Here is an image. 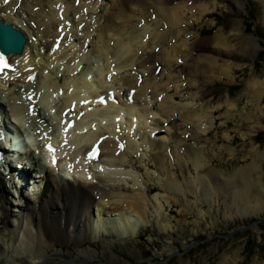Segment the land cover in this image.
<instances>
[{
    "label": "bare ground",
    "instance_id": "bare-ground-1",
    "mask_svg": "<svg viewBox=\"0 0 264 264\" xmlns=\"http://www.w3.org/2000/svg\"><path fill=\"white\" fill-rule=\"evenodd\" d=\"M17 1H19V5L17 7H19V9L25 11L26 13L28 11L29 14L27 16L30 17L31 11L36 8L31 7L34 0H15L14 3L12 2V9L14 4L16 5ZM192 1L195 2L196 0ZM226 1H229L233 13L236 14L237 11H240L241 4L239 2H236L235 0ZM59 2L60 0H50L48 2L47 6L50 10L49 14L51 12V15H49L50 22L45 21L48 24L46 28H42V30H40L41 27H39V25L36 28H32L30 26V21H35V19L33 18L35 17V15H33V17L29 18L28 20L26 18L27 33H25L23 27L22 30L24 32L20 30L23 34H25V37L27 39L24 50L20 55H9L14 63L15 70L13 69L12 71L5 72V77L0 78V96L3 94L5 95L9 91L13 97L15 96L11 102V109L18 121H21V119L24 118L23 114L28 110V108L31 109L32 113L36 112V103H34L33 100H29V97L32 96L33 93H35L33 98L34 100L38 98V100H40L43 105H50L53 100L52 94L54 92V94H56L59 89H65L67 92L66 96L63 98V103L58 110L60 113L58 119H60L59 122L57 121L58 125L55 129L56 133L54 135H49L42 129V127H37V129L39 130V135L41 136L39 153H41L42 155V161H36L41 169L40 171H35V174L39 175L42 172L44 173V175H40L39 177H37L34 173L31 172L32 179L27 185L36 184V180L38 178V182H43L44 186L42 190L39 191V187L35 186L37 189H33L30 195H25V192L22 191L21 198L17 199L11 195L12 191H14L15 189V185L11 184L9 181L3 179V177L0 176V249L3 251V253L6 254L11 252L14 253V250H16V253L18 252L11 257L7 256L0 259V263H10L12 261H15L18 264H50V259L48 258L49 256L45 251L41 249L42 247H40L42 245L39 239L45 238L49 241L66 240L67 244V239L70 236H74L73 234L79 233L80 235H85L86 229L85 227H81V225H86V223L89 222L90 217L88 213L92 212L93 205L98 208V213L103 216H108L109 213L112 212H119L122 214L124 213L123 210H126L125 212H129L131 214L135 213L140 217L143 216L145 207L146 205H148L145 203V201H147L146 194L148 192L155 191V189L148 186L145 188L143 187L142 190L133 187L131 189L133 193L130 195H126L124 184L119 182L120 178L122 179V176L125 175L123 168L126 162L124 160V157L126 155L124 156V154L127 153V150L130 147H132V150L135 148L136 150H139L138 148L141 145L135 143L138 137H141L143 141L147 139L150 144H164L165 139L167 140V138H156V136L154 137V135H156L158 131H164L165 133L168 132V134L170 133L171 130H164L161 124L163 123L164 119L168 120V122H171L173 111H177L182 122H186L187 124H194V122H199L201 118L204 119L206 115L209 117L208 114H212V111L207 112L202 105V103L206 101L205 98L208 97L209 93H212V91L210 89H205L202 83L198 84L197 79L200 78V75L197 74L200 73V71H202V74L210 71L211 77L212 73L217 70H219L221 74H226L227 71L228 73L231 72L234 67L225 69L223 66H221V64L219 65L218 59L216 57L211 56L201 57L196 61V63H194L193 51H195V48L200 47L202 49H205L204 47H206L209 49H213L215 53H222L230 57L231 54V56H234L235 54H233V51L230 49L234 50L239 44L242 45L243 49L246 50L248 48L255 49L254 47H256V45L254 44L256 40H254L252 37H240V33L242 32V30H240V26L242 24L240 21H232V23L229 25L231 27V30L226 31L225 29H221L212 37V40L205 41L206 44L204 46L198 44V41L193 43L187 41V37L190 34H194L193 32H190L192 21H198L202 18V16L209 17L213 13L212 7L208 6L207 4L200 3L195 5L194 3H190L188 7L187 0H179V2L175 5H169V3H171L170 0H118L111 7V12H108L103 25H97V29H95L93 34L92 32L88 31V33L81 34V37L79 39H75L78 42L82 40L81 45L78 44V46L77 44H74L71 46L72 42H70V38L75 36L73 35V33H71L70 26H67V23H65V16H63L62 12L56 10L57 3L59 4ZM82 3L84 4V2ZM35 4L37 3H34V5ZM5 6L7 5H3L0 8L1 11L5 13H0V20L5 23H9L16 29H19V23L15 22V18H13L12 15L9 14V12L7 13L8 9ZM85 6L90 8V6L88 5L79 6V8H77V11L73 9V13L75 15H78L79 13L82 14L81 9ZM17 7L14 10L15 13L20 11L17 10ZM92 8V11L97 10L95 6ZM83 9L85 10V8ZM134 12L138 16H133ZM153 17L157 18H155L156 20L152 24L155 25V27L150 28L151 25H147L146 27L143 26V28L135 30L137 33H135L136 35H134L133 33L130 34V32L132 31H127L129 29H127L125 23H129L130 19H132L133 22H131L130 25H133L140 22L141 18V23H143L148 22L149 19ZM55 25L57 27L61 26V35H57V32L54 33L53 29ZM158 26L160 28H158ZM65 28L69 30L70 37H66V32L64 31ZM77 29L78 26L76 27V30ZM159 29H161V31ZM157 31H159L160 33H158ZM149 34L152 35L150 39H148ZM180 35L184 36V40H180ZM238 35H240L237 39L239 40V43L237 45L229 44V40L233 39L234 36L238 37ZM32 37H37L38 39L41 38V41L42 39H45L42 42L43 44L41 45V48H34L36 44H34ZM59 40L61 41L58 44ZM113 40L114 45L110 43ZM173 41H175V45L169 47L168 44ZM178 41H180L179 44H177ZM66 43H69V45L71 46L68 51L65 47ZM56 45H59L58 51H55L54 47ZM89 46L92 48L93 46H95V49H93V54H97V56L104 58L105 64L102 65L104 69L98 66L99 70L97 71L94 67H92L93 64H91L88 69L86 61H89V63H91L92 57L87 55L88 51H86V48ZM158 46H160L159 48H162L163 55L159 59L158 57H156L157 50L159 48H157L156 51L154 50L155 47ZM139 49H141L142 52H146L147 49H149V54H147L146 52L145 54L143 53L142 56H137ZM237 56H239V54ZM112 57L116 58V60H120L118 65H112V63L109 62ZM180 57L190 60L189 65H187L185 68H188V71L190 73L193 70L195 72L193 75L194 77H196L195 82L190 81L188 82L189 85L183 88L182 86H180L181 84L183 85V83L178 84L180 82V77L183 75L182 74L179 77L182 70L177 65L178 63H180ZM65 60H67V64L73 62V64L71 65L73 66V69L70 68L71 72H74L72 71L74 70V68L78 69L79 66L84 65L82 71L76 77L71 78L68 75L69 71H67V69H69V66L67 65V69L65 68L66 72L62 71L59 77H57V75L55 76V72H57L56 70H59L58 67L61 66V63L63 61L65 62ZM163 62H166V66L163 65L162 68L161 64ZM158 65L161 67H158ZM132 66H135V75L134 73H130L131 75H128L126 73V68ZM31 67H33V70H30ZM62 67L64 66H61L60 70H62ZM161 68L162 73L155 76L156 71ZM44 69L53 74V76H42V73H40V71ZM87 70H89V73L86 72ZM123 71H125L127 75H123ZM119 72H122V74L120 75ZM144 72H146V75L153 77H148L147 79L144 78L143 80L139 81V78L144 77ZM164 72H167L168 75L165 77V83L163 84L162 76H165ZM175 73H177L178 75L174 76ZM34 74H36V78L35 80L33 79V82H31L29 77ZM88 74L94 75L95 77L90 79V75ZM138 74L143 75L138 78ZM190 76L192 75L190 74ZM118 78L119 80L115 82V86L113 83L115 79ZM92 82L95 84L104 83V88L101 86L103 90L100 91L102 88H98L99 90L95 89L92 85ZM170 82L177 84L175 87L178 90L177 94L179 95V97L184 95L187 91H190L196 87L195 92L189 93L193 100L192 104H190V106L177 105V107H175L170 99L171 96H168L163 98L161 100L162 103L159 104V107L155 108L154 110V105L152 106L150 101H153L157 98L159 99L161 94L166 95L167 92L170 91V89H166V84L168 85ZM21 83H23L24 85V91L27 89V97L24 101L19 99V97H16V93H19L18 91L22 87ZM195 83L198 84V87L195 85ZM31 89L36 92L31 91ZM246 90L247 92L245 95L249 98V102H258L264 92V80L256 81L253 78L247 84ZM110 91L114 92L112 94L117 97V105L121 104L122 107L115 105V103L113 105L112 103L108 102V94H110ZM99 93L100 95H105V98L107 100L105 102L106 106L100 105L98 103L99 95L97 94ZM141 96H146L148 99L142 102ZM88 99H90V101ZM198 99L199 105L197 107H193L194 100ZM3 100L0 98V103L2 102L5 104L6 101ZM234 106V103H230L228 112H232L235 109ZM71 107H74L75 109L71 111ZM66 112L67 114H64ZM83 113L85 114L83 118L80 119V116L78 115L82 116ZM101 114H104V116L97 118V116ZM126 118L130 120L129 122L131 124L125 126V132L118 133V127H120L121 122L125 123L124 119ZM142 119L145 120L146 123H144V130L147 129V131L143 134L141 132V130H143ZM120 120L122 121L120 122ZM147 120L151 121V123H148ZM101 122H106V124L108 123V125L109 123H111L116 130L115 133L112 134L113 131H109V129H107L105 132H102V130L100 131V129H98L96 125H99L98 123ZM69 123L74 124L72 125L74 127L70 129ZM199 126H201V124H199ZM0 127L4 129L6 126L0 125ZM33 131L35 130L33 129ZM208 131H210V127ZM67 132L68 134H73L74 136L72 140H70L69 144H63L61 142L58 143V141H61V137H63V135ZM106 134L108 135L106 136ZM172 135L174 136V134ZM145 142L146 141H144V144H146ZM180 143H182L181 140ZM52 144L61 145V148H59L60 152L58 151L59 154L55 153V155L52 157V161L53 159L56 160L55 167H53L51 162L49 161L51 159L48 158L49 160H45L44 157L53 154L46 152L48 151V146H52ZM79 144H82L80 157L76 152H73V147L75 145L77 147V145ZM122 144L123 149L120 147L122 146ZM162 146H159V150L162 148ZM94 148H96L97 152H100H98V155H100L98 159L92 161L90 153L92 150H94ZM106 153L109 158L104 160L103 156ZM173 153L174 151L171 153V156H173ZM63 154L65 155L64 158ZM74 155H77L78 157ZM208 156L210 155L208 154ZM208 156L201 154L200 151L194 150L192 152H189L188 159L194 166L195 170H201V168L203 170V167H205L206 165L205 163H209L210 161H212ZM8 157H11V155L8 154ZM177 157H175L174 155L173 158L177 159ZM263 158L264 151L259 152L255 157L252 158L251 163H249L244 168L237 169L234 175H230V181L229 177H227L226 180H223V182L225 183L224 188L228 194L226 196L230 195V198L234 203L241 202V204H243L246 208V212L250 209V205L252 206L251 211H258L259 205H261V203L258 204L256 202L258 206L254 205L253 203L254 201H258V196L261 193V188L257 183L252 182L251 175L259 168V161H261ZM157 160L161 170H164L166 167L168 169V172L166 173V188L170 191H173V193L180 190L177 183L178 177L176 178V176L174 175V171H171L170 169V167L174 166L173 164H171L172 162L168 163L166 158H164L163 153L157 156ZM19 163L20 162H17L16 164ZM183 165L184 164H181L180 166L179 163V169L181 170V172H183L184 170L186 171V167H184ZM55 169H58L61 172L62 176H57L58 174L55 173ZM24 170L26 171V169ZM25 171L23 172L25 173ZM203 172L205 174H199L200 177L198 179L202 183L204 196L210 194L206 186L209 185L210 187V185L212 184H214L213 186L218 188L221 193V175L218 172H208L206 171V169L203 170ZM128 176L129 175H127V177ZM184 178L185 180H187L186 177ZM132 180L136 181L134 178ZM20 184H22V181ZM21 188L23 187L20 186V189ZM254 194L255 197L253 198L252 196ZM226 196L221 194V199L224 197L227 198ZM9 198H12L16 202H18L15 207H13L14 214L12 215L11 213H8L11 210L7 211V209L9 208V204H12V200ZM246 206H249V208ZM15 208L17 209V211H15ZM78 211L80 212L79 214ZM19 215L21 219L18 228L19 232L17 235H15L11 229L10 231H8L5 227L9 225V228L12 227L11 221H13L14 226H16L14 220L18 219ZM120 217L122 219L123 225L125 226V229L124 226L119 224L120 226L118 229H120V227L122 226L119 231L123 229V233L127 231L130 235H135L137 233V226L132 225L130 219L131 217H129L128 214H122V216L120 215ZM74 218H77V220H79V223L76 226H74L73 223ZM113 220L115 221V218H113ZM119 235H121V233ZM77 241L78 240L75 237L74 242L76 243ZM24 248H30V251L34 250L33 253H31L32 255H27L29 257L27 259L25 258L26 256L20 253L21 249L24 250ZM55 255L57 254H53L50 256L53 257ZM226 258L227 257L223 255L221 263L219 264H222L223 261L226 260Z\"/></svg>",
    "mask_w": 264,
    "mask_h": 264
},
{
    "label": "rangeland",
    "instance_id": "rangeland-1",
    "mask_svg": "<svg viewBox=\"0 0 264 264\" xmlns=\"http://www.w3.org/2000/svg\"><path fill=\"white\" fill-rule=\"evenodd\" d=\"M14 1L15 0H11L9 3H4V0H0V8L3 5H7L5 6L8 9L7 13L9 12V14L15 18V22L19 23L21 28H24L25 33H27V20L33 17V15H35V17H33L35 21H30V26L32 28H36L39 25V27H41L40 30H42V28H46L48 24L47 22L50 19L49 15H51V12L49 14L50 10L47 6L50 0H34L31 7L36 8L33 9L34 12L31 11L30 17L27 16L29 14L28 11L26 13L17 7L19 5V1L16 2V5L14 4L12 9L11 5ZM116 1L118 0H60L59 4L57 3L56 10L62 12L63 16H65V23H67V26H70L71 33L75 36L70 38V42L73 40L71 46L74 44L81 45L82 40L78 42L75 39H79L81 34L88 33V31L93 34L95 29H97V25L101 26L104 24L105 17L108 12H111V7ZM170 1L171 3H169V5H175L179 2V0ZM235 1L241 4V9L239 12L237 11L236 14L233 13L229 1L226 0H196L195 2L187 0L188 7L190 3H194L195 5L200 3L207 4L212 7L213 12L209 17L202 16V18L198 21H192L190 32H193L194 34H190L187 37V41H190L191 43L198 41V44L204 46L206 44L205 41L212 40V37L221 29H225L226 31L231 30L229 25L232 21H240L242 23L240 26V30H242L240 33L241 36H234L236 38L233 37V39L229 40V44L237 45L239 43V40H237L239 36L241 38L246 36L252 37L256 40V42H254L256 47H254L255 49L250 48V50L248 48L246 50L239 44L234 49L235 52L233 49H230L233 51V54H236L231 56L232 54L229 53L231 54L230 57L222 53H215L213 49L206 47H204L205 49L200 47L195 48V51H193L194 63H196V61L201 57L211 56L216 57L219 65L221 64V66L225 69L234 67L233 70L230 69L231 72L228 73L227 71L226 74H221L220 71L217 70L212 73L213 77H210V71L203 74L201 73L202 71H200V73L197 74L200 75V78L197 79L198 84L202 83L205 89H210L212 91V93H209L210 96L208 95V97L205 98L206 101L202 103L203 108L206 109L207 112L212 111V114H208L209 117L206 115L205 118L203 117L204 119L201 118L199 122L187 124L186 122H182L177 111H173L171 122L164 119L161 124L164 130H171L169 133L170 136L168 132L165 133L164 131H158V133L154 135L156 138H167V140L165 139L164 144L160 143L161 146L163 145V149L161 148L159 150L160 145L158 143L155 145L152 143L150 144L147 139L144 140L146 141V144H144L143 139L138 137L135 143L141 145L138 148L139 150H136L135 147H133L135 149L132 150V147H130L127 150V153L124 154V156L126 155L124 157L126 162L123 168L125 175L122 176V179L120 178L119 182L124 184L126 195L133 193L131 191L133 187L139 188L140 190L147 186L155 189V191L148 192L146 194L147 201H145V203L148 205L145 207L143 216L140 217L135 213L131 214L129 212H125L126 210H123L124 213L122 214H128V216L131 217L130 219L132 225L137 226V233L132 236L127 231L123 233V229L119 231L121 227L124 226L120 217V215L122 216L121 213L112 212L109 213L108 216H103L98 213V208L93 205L92 212L88 213L90 217L89 222L86 223V225H81V227H85L86 229L85 235H80L79 233L73 234L74 236H70L67 239V244L66 240L49 241L45 238L39 239L42 245L40 247H42L41 249L49 256L48 258L50 259V264H219L221 263L223 255L227 258L222 264H264V158L259 161V168L251 175L252 182L257 183L261 188L258 201L253 202L254 205L261 203L258 211H251L252 206L250 205V209L246 212V208L243 204H241V202H237L238 204L234 203L230 198V195L226 196L228 194L224 188L225 183L223 182V180H226L227 177H229L230 181V177L234 175L237 169L244 168L251 163L253 157H255L259 152L264 151V92L260 100L253 103H250L249 98L245 95L247 92V84L253 78L256 81L264 80V0ZM82 2H84V4ZM34 3L37 4L34 5ZM82 4L88 5L90 8L87 6L82 7V14L79 13L78 15H75L73 13V9L77 11L79 6H83ZM94 6L97 8L96 11H92V7ZM16 7L17 10L20 11L15 13L14 10ZM83 8H85V10ZM0 13L5 14L1 11V9ZM133 16L138 15L134 12ZM155 18L156 17L150 18L148 22L143 23H141L140 20V22L133 25H130L132 22V19H130L129 23H125L127 29H129L127 31H132L130 34L133 33L136 35L137 33L135 30H139L140 28H143V26L146 27L147 25H151L150 28L155 27V25H152L157 19ZM77 26L78 29L76 30ZM55 27L53 29L54 33L57 32V35H61V26L57 27L55 25ZM158 28L160 27L158 26ZM159 30L161 31V29ZM64 31L66 32V37H70L69 30L65 28ZM157 32L160 33L159 31ZM151 36L152 35L149 34L148 39H150ZM179 37L180 40H184V36L180 35ZM32 39L34 44H36L34 48L37 49L42 47V42L45 40L42 39L41 41V38L38 39L37 37H32ZM110 43L114 45V40ZM179 43L180 41L177 42V44ZM168 45L169 47L174 46L175 41ZM66 46L65 47L68 51L71 46L69 43H66ZM95 46H93V48L90 46L86 48V51H88L87 55L92 56L91 63L86 61V65L91 66V64H93L92 67L98 71V66L104 69L102 65L105 64V60L104 58L97 56V54H93ZM159 47L160 46L155 47L154 50L156 51ZM146 52L149 54V49H147ZM146 52H142V50L139 49L137 56H142V54H145ZM238 54L239 56H237ZM162 56V48H159L157 50L156 57L159 59ZM111 59L109 62H111L112 65H118L120 62V60H116V58L112 57ZM179 62L180 63L177 65L180 69H182L179 77L182 74L183 77H180V82L178 84L183 83V85H180L183 88L189 85L188 82H195L196 77L193 75L195 73L193 70L190 73L188 68H185L189 65L190 60L180 57ZM70 63L67 64V60H65V62L63 61L61 66L64 67L60 70L61 66H59V70H56L57 72H55V76L57 75V77H59L62 71H65V68L67 69V65L69 66V69H67V71H69L68 75L71 77L75 75L77 76L81 66L84 65L79 66L78 69L74 68V70H72L74 72H71V69H73V66H71L73 62ZM163 65L166 66V62L161 64L162 68ZM161 66L158 65V67ZM134 68L135 66L126 68V73L128 75L134 73L135 75ZM162 68L156 71L155 76L162 73ZM123 72V75L126 74L125 71ZM40 73H42V76H53V74L48 72L46 69L40 71ZM119 74L121 75L122 72H119ZM144 74V77H141L143 74H138V78L141 77L139 78V81L144 78L147 79L148 77H153L146 75V72H144ZM164 74L165 76H162L163 84L165 83V77L168 75L167 72H164ZM190 74L192 76H190ZM175 75L178 74L175 73L174 76ZM93 77L95 76L90 74V79ZM118 80L119 78L115 79L113 84L115 85V82ZM21 84L22 87L19 89V93H16V97H19V99L24 101L27 97V89L24 91V85L23 83ZM198 84L195 83L197 87ZM176 85L177 84L173 82H170L168 85L166 84V89L168 88L170 91L167 92L166 95L161 94L159 99L157 98L150 101L152 106L154 105V110L162 103L161 100L168 96H171L170 99L175 107H177V105L190 106V104H192L193 100L189 93L195 92L196 87L179 97L177 94L178 90L175 87ZM93 86L95 89H100L104 86V83L94 84ZM103 88L100 91H102ZM31 91L36 92L32 89ZM57 92L56 94H54L55 92L52 94L53 100L50 107H45L40 100L36 99L37 108L34 116L32 111H30L26 122L21 123L20 125L18 124V121L16 122V120L12 119L16 122L15 124L12 123L13 128L19 130L20 128L22 129L23 125H26V127L32 131L34 129L35 134L33 135V140L35 144L41 139L39 130L37 129L38 126L42 127L45 132L51 135L58 125L60 119H58V116L60 115L58 110L67 93L65 89H59ZM6 94L1 95L2 97L0 96V98L2 100L4 98L3 101H6V109L10 111L12 105L11 102L15 96L13 97L12 94H10V91ZM141 99L143 102L148 98L146 96H141ZM198 101L199 99L194 100L193 107H197L199 105ZM230 103H234L235 105V109L232 112H228ZM118 106H121V104H118ZM8 116L10 117V115ZM82 118L83 117H80V119ZM122 120H120V122ZM124 121L125 123L121 122L120 127H118V133L125 132V126L131 124L128 118L124 119ZM147 121L148 123H151V121ZM142 122L144 127L142 126L143 130H141V132L143 134L147 131V129L144 130L146 124L145 120L142 119ZM98 124L99 125L96 126L100 129V131L102 130V132H105L109 129V131H113L112 134L115 133V128L111 123H109V125L108 123L106 124V122ZM199 124H201V126H199ZM104 127L107 128L105 129ZM209 127L210 131H208ZM172 134H174V136ZM107 135L108 134H106V136ZM73 137V134H67L66 137H62V140L70 142ZM180 140L182 143H180ZM194 150L200 151V153L205 156H208V154L210 155L208 157H210L212 161L209 163L206 162L203 170L206 169V171L214 173L218 172L221 175V193L219 189L212 184L210 187L209 185L206 186L210 194L204 196L202 183L198 179L200 177L199 174L203 175L202 173L204 172L202 168L201 170H195L194 166L188 159L189 152ZM173 151V156H171ZM162 153L168 163L172 162L171 164L174 165L173 167H170V169L171 171H174L176 178L178 177L177 183L181 191L178 190L173 193V191L166 188V173L168 172V169L166 167L164 170H161L157 160V156ZM77 155L80 157V154L77 153ZM174 155L175 157L178 156L177 159L173 158ZM63 157H65L64 154ZM108 158L109 157L106 153L103 156V159L106 160ZM37 160L41 161L40 158ZM179 163L180 166L181 164H184L183 166L186 167V171H183L184 173L179 169ZM39 168L40 166L37 165L36 169L38 170ZM56 170L55 173L62 175L58 169ZM127 175H129L130 178L129 176L127 177ZM184 177H186L187 180H185ZM133 178L136 181H133ZM36 181L37 183L33 185L34 188H30L28 192L26 191L25 195H30L32 193L31 190L35 189L36 185L40 186L38 179ZM12 192L14 193V191ZM221 194L227 198L224 197L222 200ZM252 197L254 198L255 194ZM9 199L12 200V204H9L7 211L11 210L8 213H11L12 215L14 214L13 207H15L18 202L12 198ZM246 207L249 208V206ZM15 211H17V209ZM79 213L80 212L78 211V214ZM113 218H115L116 222ZM14 221L16 226H14V222L11 221L12 227L9 228V225L5 228L8 231L11 229L14 234L17 235L21 221L20 215L18 216V219H15ZM73 223L74 226H76L79 223V220L74 218ZM119 224L122 225L120 229H118L120 226ZM120 233L121 235H119ZM75 237L78 240L76 243L74 242ZM29 249L24 248V250L21 249L20 251L21 254L26 256V259L29 258L28 256L32 255L31 253L34 251H30ZM15 251L16 250H14V253L11 252L6 254L0 249V259L17 254L18 252L16 253ZM53 254L57 255L53 257L50 256ZM0 264L18 263L12 261L10 263L3 262Z\"/></svg>",
    "mask_w": 264,
    "mask_h": 264
},
{
    "label": "water",
    "instance_id": "water-1",
    "mask_svg": "<svg viewBox=\"0 0 264 264\" xmlns=\"http://www.w3.org/2000/svg\"><path fill=\"white\" fill-rule=\"evenodd\" d=\"M25 44L26 39L18 29L0 21V49L3 53L20 55Z\"/></svg>",
    "mask_w": 264,
    "mask_h": 264
},
{
    "label": "snow or ice",
    "instance_id": "snow-or-ice-1",
    "mask_svg": "<svg viewBox=\"0 0 264 264\" xmlns=\"http://www.w3.org/2000/svg\"><path fill=\"white\" fill-rule=\"evenodd\" d=\"M8 2V0H5V3H7ZM29 79L31 80L32 79V77H29ZM100 103H103V100H101V101H99ZM48 151L49 152H53V149L49 146L48 147ZM53 165H55V159H53Z\"/></svg>",
    "mask_w": 264,
    "mask_h": 264
}]
</instances>
